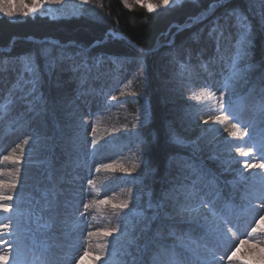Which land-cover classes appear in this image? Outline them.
Listing matches in <instances>:
<instances>
[{
    "label": "snow or ice",
    "instance_id": "obj_1",
    "mask_svg": "<svg viewBox=\"0 0 264 264\" xmlns=\"http://www.w3.org/2000/svg\"><path fill=\"white\" fill-rule=\"evenodd\" d=\"M81 2L87 5L89 0ZM123 2L130 7L127 0ZM135 2L151 13L157 9L169 10L173 5L180 4L181 0H159L155 5L149 0ZM193 2L198 5L206 2L207 7H202L196 15L190 17L189 26L211 17L208 36L217 41V55L210 56L200 66L210 75H215V68L222 66L218 73L220 80L216 82L220 91L219 109L221 114H227L230 120L236 121L230 123L229 128L240 130L238 137L234 133L230 135L244 141V137L249 136L250 127L254 129L258 123L264 129V48L257 56V25L253 24V19L258 18L259 31L264 33V0H244L246 8L241 6L239 0ZM44 5L45 0H32L30 5L22 2L19 7L26 9L23 14L28 15L36 13ZM12 9V4H5L0 7V12L13 18ZM229 37H234L235 43L232 53L225 56L220 54L219 41ZM114 38L116 34L109 32L104 39L97 40L94 46ZM192 39L198 42L200 34H194ZM71 46L73 45H59L60 48ZM13 47L10 44L0 51V125L18 126L37 121L43 127L51 122L58 130L59 113L65 111L66 115H71L66 111V100L59 91L54 93L50 90L46 94L42 89L46 82L52 80L56 68L65 60V55L63 52L54 55L55 45L52 42H42L38 49L18 55L11 54ZM136 51L141 55L147 54L144 49L137 48ZM111 59L116 63L127 60L128 57ZM140 75H143L142 63ZM59 88L60 84L57 82V89ZM111 100L115 101L117 97L111 96ZM243 111L253 112L254 120L248 123L241 121L240 113ZM144 119L145 113L138 109L133 130L137 129V124L142 126ZM200 119L204 124H216L221 115ZM81 126H86V122ZM229 128L224 131H229ZM95 131L93 126V135ZM115 131L119 132L120 129ZM203 131L208 132L210 129ZM165 136L170 146L179 149L170 157V162H176L178 169L170 188L158 196L147 186L141 189L137 184L135 192L129 188V199L112 204L113 209L123 213L120 222L102 233L87 232L88 238L100 234L113 237L110 245L106 243L101 248L100 256H107L104 264H161L162 259L166 264H222L227 250H231V254L227 255L228 264H234L236 260H241V264H264V248H260L258 253L253 249L248 257H237V252L241 246L249 243V238L264 233V228L260 227L264 223V215H259L258 220L253 216L251 223L255 226L252 227L249 223L250 231L245 229L242 232L239 225L241 214L264 212V172L260 173L259 190L246 192L240 198L241 203H236V192L240 184L248 182L244 170L249 167L264 170V137L259 142L249 144L247 150L242 145H235L234 151L240 156L258 158V162L244 160V169L234 170L231 166L234 161H222V170L235 171V175L231 181H221L220 176L208 168L199 155L203 151L201 137L189 139L171 125ZM55 139L54 136L33 131L26 136L22 145L17 146L20 149L19 155L13 151L11 155H3L2 159L14 165H19L22 161L28 163L33 159L34 150H48ZM77 140L78 137H73V147L78 150ZM91 143L93 150L88 155L94 157L97 141L93 139ZM244 144L248 142L244 141ZM25 146H28L27 152ZM184 151L189 152V155H182ZM231 151L229 149V153ZM58 159L53 155L51 160L39 161L43 172L36 179L26 200L17 192L20 182L18 174L12 179L0 180V213L12 214L6 217L8 223H0V230L7 231L16 241V247L11 252L12 264H54L50 253L52 247L56 246L55 242L61 237L67 239L84 231L83 224L87 223L86 210L92 204L83 203L85 211H80L82 200L78 198L82 196V191L73 190L72 187L77 177L69 179L70 174L66 171L68 163L57 167ZM210 159H220V156L213 154ZM69 163L73 170L87 166L86 159L80 156L75 161L70 159ZM101 169L120 171L129 176L140 169L132 177L133 182H136L147 174L149 166L141 160L131 168L113 162L101 163L95 170L99 172ZM8 176L12 177L13 173L9 171ZM88 184L94 185V181L89 179ZM229 185L231 190H228ZM74 200H78L75 205ZM94 202L111 203L108 199ZM25 204L27 207H24ZM77 212L79 216L76 215ZM81 217L85 219L81 221ZM241 236L246 238L240 239ZM77 239L83 240L82 237ZM84 243L86 241L80 243L79 247L83 251L78 256H72L71 264H84L86 258L95 259L90 246L84 247ZM255 243L258 245L260 241ZM221 247L226 248L225 255L217 254ZM38 248L41 249V256L30 262L27 254L35 253ZM9 258V254L0 252V264H9Z\"/></svg>",
    "mask_w": 264,
    "mask_h": 264
},
{
    "label": "trees",
    "instance_id": "obj_2",
    "mask_svg": "<svg viewBox=\"0 0 264 264\" xmlns=\"http://www.w3.org/2000/svg\"><path fill=\"white\" fill-rule=\"evenodd\" d=\"M153 1L154 5L157 4V0ZM239 2L242 7H247L244 0H239ZM27 4L30 5L31 2L27 0ZM202 7H207V3L198 5L193 0H183L180 4L173 5L169 10L157 9L150 13L136 2H133L129 7L121 0H89L87 5L82 4L79 15L71 17L51 18L42 15L31 16L30 13L23 19L0 17V48H7L8 45L13 44L11 54L18 55L36 50L42 46V42H48L41 41L43 39L58 40L60 44L52 42L55 45L53 48L54 55L63 52L66 57L64 61L67 62L80 55L81 58L75 60L76 62L94 68L98 63H101L105 74L109 72L113 74L112 77L108 75L105 78L106 80L109 79L110 82L106 83V88L102 90V93H106L110 102L120 107L126 116L133 115L136 117L138 109L143 111L144 107L147 108V111H144V123L142 126L137 124L136 130H133V124L136 122L134 119L129 116H119L118 126L121 128L119 132H116V136L111 134L110 130L103 129L89 140L92 148L91 141L95 139L97 141L95 149H101L103 146L116 149L114 151L116 152L115 156L107 163L115 162L117 165H123L127 168H131L141 160L148 164L147 174L136 182H133L132 177L136 176L140 169L131 176L120 171L106 170L111 179V184L120 191L123 200L129 199L128 189L132 188L135 192L137 184L140 185L141 189L147 186L157 196L170 188L174 178L170 177L168 173L173 171L176 164L174 161L170 162V157L179 151L167 142L165 132L170 125L189 139L195 140L197 137H201L203 151L199 155L206 166L220 176L221 181H231L235 175V171L225 172L222 170V161L232 160L234 162L231 166L234 170L244 169L242 162L245 159L234 151L235 145H242L247 150L249 144L259 142L264 137V129L257 123L254 129L249 128V136L244 137V141H247L248 144H244V141L237 140L233 135H230V133H234L238 137L240 130L239 128H229L230 123L236 121L230 120L227 114H221L219 107L216 110L210 106L189 108L191 102L182 98H178L174 103L167 101L168 93L171 90L168 89L165 80L157 72V61L160 56L172 54L185 42L192 41L194 34L199 33L202 37L208 34L211 17L200 23L178 29L180 26L190 23V17L196 15ZM253 24L257 25L256 51L258 56L260 50L264 48V33L259 31L258 18L253 19ZM170 30L175 37L174 42L170 45H162L152 51L156 43H166L169 40L168 36L165 37V33ZM109 32L122 33L130 42L116 37L94 46L97 40L104 39ZM33 39L40 41L35 42ZM59 45L73 46L60 48ZM137 48L144 49L147 54L141 55L136 51ZM81 49H86V51L81 52ZM111 57H128L122 62L138 58L144 66L143 75L136 73L130 84L126 82L122 85H113L114 80L121 83L120 76L125 70L123 66H117ZM132 93L138 95L134 96ZM111 96H116L117 100H111ZM237 110L239 109L237 108ZM243 113H240V119L244 123H248V120H254L253 112L249 114L247 119L243 118ZM215 115H221L220 121L216 124H204L200 119L201 117L207 119L209 116ZM225 128H229V131H224ZM50 129L52 132V135L48 134L50 137L63 131V127H59L57 132L53 131L52 128ZM205 129H210V131L204 132ZM130 132H134V134H129ZM67 135V131L61 134L64 140L68 141ZM22 144L23 141L20 145ZM65 145L67 147L69 143ZM229 149H232L231 153H229ZM25 150L28 151V146H25ZM14 151L19 155V147ZM69 152L73 153V150ZM213 154L219 155L220 159H210ZM182 155H189V152L184 151ZM70 159L75 161V158L69 156L66 161L68 166L72 165L69 163ZM250 162H258V158H251ZM7 163L9 164V171L20 166V164ZM256 171L257 168L250 167L245 177L251 180L252 177L249 174ZM7 177H9L8 174ZM249 184V182L240 184L236 192L237 204L241 203L240 198L245 195V192L256 191L250 188ZM228 190H231V185L228 186ZM260 227L264 228V223ZM112 239L113 237L100 236L101 244L95 243L92 248L95 250L93 255L98 256V259L89 260L91 264H104L107 256L101 257L100 251L106 243L110 245ZM252 239L254 242L251 243V247L256 246L255 241L257 240L260 241L259 244H263L264 233H258ZM98 245L101 247H97ZM15 247L16 244L9 253L10 258ZM118 259L119 257H117Z\"/></svg>",
    "mask_w": 264,
    "mask_h": 264
},
{
    "label": "rangeland",
    "instance_id": "obj_3",
    "mask_svg": "<svg viewBox=\"0 0 264 264\" xmlns=\"http://www.w3.org/2000/svg\"><path fill=\"white\" fill-rule=\"evenodd\" d=\"M121 1L123 2V0ZM182 1L183 0H181V2ZM22 2L27 3V0H0V7L5 4H12L13 18L11 19H23L26 16L23 14L26 9H21L19 7ZM29 2H32V0H29ZM133 2H135V0H127V4L130 6ZM149 2L154 5L153 0H149ZM158 2L159 0L156 1V3ZM81 6V0H45L44 7L38 9L36 13H30V15L49 16L51 18L71 17L79 15ZM3 16L8 17L0 12V17ZM171 32L172 30L165 33V37H169V44L173 43L172 41L175 38ZM234 43V37L220 40V54L225 56L230 55L233 51ZM215 55H217V41L210 39L208 34H206L203 35V37L200 35L198 42L196 40L187 41L172 54L160 56L156 64V69L165 80L168 89L171 90V92L168 93L167 101L174 103L178 98H182L191 102L189 108L210 106L212 109H218L220 91L218 90V84L216 82L220 80L218 73L222 66H217L215 68V75H210L200 66L201 63L206 61L210 56ZM80 58L81 56L78 55L70 62L64 61L62 65L55 70L52 80L46 82L42 89L46 94L50 90L54 93L59 91L65 98L67 104L66 111L71 113V115H66L65 111L59 113L57 118L58 125L59 127H63V131L55 136L53 135L56 139L48 150H34L33 159L30 162L24 163L22 161L20 166L12 169L11 172L13 176L10 178L7 177L8 171L10 170L9 164L7 163L8 161H4L2 156L11 155L14 150H17V146L21 144L26 136L33 131L48 136V134L52 135L50 128H52L53 131L55 130V132L59 129L57 130L51 122H49L47 126L42 127L37 121L31 122V124L25 122L18 126L9 124L0 125V180H9L18 174L20 182L17 186V192L22 199H27L28 194L33 189L36 179L40 177L43 172V167L39 161L51 160L53 155L59 158L57 160V167L64 165L69 156L73 159L75 158V160L78 156L84 157L87 161V166H82L73 170L71 165L66 169L70 174L68 177L69 179L77 177L74 186H72L73 190L80 189L82 191V196L78 198V200H82V203H80V211H85L82 206L83 203L92 204V207L86 210L87 223L83 224L84 231L77 232L67 239L61 237L55 242L58 245L57 247H52L50 253L54 264H71L72 256H78L79 253L83 251V248H80L79 245L84 241H86L84 247L90 246L93 255L95 250L92 248L95 243L101 244L100 236H102V234L88 238L87 232L102 233L105 230H110L115 227L116 223L120 221V217L123 213L112 208L113 203L124 201L120 191L111 185V179L106 170L101 169L99 172L95 170L99 164L109 162L115 156L116 152L114 151L116 149L105 148V146H103L101 149H95V156L91 157L88 154L92 152L93 148L89 140L93 136V126L96 129L95 134L100 133L103 129H108L111 134L116 136L117 131H115V129L121 128L118 126L119 116H129L135 120V116H126L125 112H123L120 107L109 101L106 93H102V90L106 88V83L110 82L109 79L106 80L105 78L108 75L112 77L113 74H110V72L105 74L100 65L101 63H98L94 68L75 61ZM115 64L117 66H123L125 71L123 75L120 76L121 83L114 80L113 85H122L126 82L130 84L129 81H133L136 73H140L141 62L138 59H131L124 62L120 61ZM57 82L60 84L59 89H57ZM209 85H211V87H209ZM19 110L22 111V109ZM144 111H147V108L144 107L143 112ZM84 122H86V126L82 127L81 125ZM66 131L68 132V141L64 140L61 136V134ZM73 137H78V150L73 147ZM66 143H69V146L66 147ZM70 150H73V153H70ZM244 159L250 160L251 158L244 157ZM17 169H19V173H17ZM249 169L250 167L244 170V175L248 173ZM177 172L178 169L175 166L173 171L168 173V175L175 178ZM261 172H264V170L257 169L256 172L249 174L252 177L251 181L248 180V182H250L249 186L256 191L260 188L258 181L261 178ZM89 179L94 181V185L88 184ZM102 199H108L111 203L97 204L94 202ZM78 200H74L73 204L75 205ZM24 207H27V205L25 204ZM8 215L5 216L4 213L1 214L0 223H8L6 218ZM76 215L79 216V213L77 212ZM253 215L254 213L251 212L241 214L239 220L241 231L244 229V223H242V221L244 220L247 222ZM259 215H264V212L257 214V220L259 219ZM80 219L83 221L85 218L81 217ZM78 237H82L83 240L77 239ZM242 237L243 236H241L240 239ZM14 240V237L10 236L7 231L0 230V252L8 254L10 249L9 246H12ZM49 243H51V241H49ZM236 243L238 244L239 240H237ZM68 245H72V247ZM250 245L251 243L249 240L248 244L241 246L240 251L237 252V257H248L253 249L258 253L260 248H264V243L255 244L256 246L254 247ZM225 252L226 248L221 247L217 254L225 255ZM230 254L231 250H227V255ZM227 255H225L222 264H228ZM94 256L96 255H93V257ZM27 257L31 262L30 253L27 254ZM95 259H98V256H96ZM89 260L91 261L92 259L86 258L84 264H91ZM161 264L164 263L161 262ZM234 264H241V260L234 261Z\"/></svg>",
    "mask_w": 264,
    "mask_h": 264
},
{
    "label": "water",
    "instance_id": "obj_4",
    "mask_svg": "<svg viewBox=\"0 0 264 264\" xmlns=\"http://www.w3.org/2000/svg\"><path fill=\"white\" fill-rule=\"evenodd\" d=\"M122 38H125L123 35H121ZM38 41V40H35ZM43 41H52L51 39H44Z\"/></svg>",
    "mask_w": 264,
    "mask_h": 264
}]
</instances>
